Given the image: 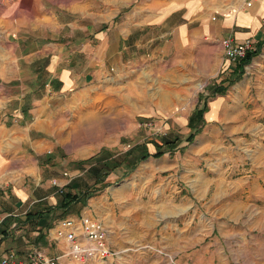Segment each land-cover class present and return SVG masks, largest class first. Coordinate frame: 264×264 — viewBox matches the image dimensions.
Instances as JSON below:
<instances>
[{"label":"rangeland","instance_id":"obj_1","mask_svg":"<svg viewBox=\"0 0 264 264\" xmlns=\"http://www.w3.org/2000/svg\"><path fill=\"white\" fill-rule=\"evenodd\" d=\"M130 10L104 30L107 58L75 71L77 84L54 104L63 108L66 124L58 151L61 177L67 172L86 188L96 174L81 168L110 169L126 155L139 160L133 169L123 165L111 173L108 186L85 209L121 225L108 241L116 255L84 262L66 255L59 264H264V44L254 45L241 78L213 97V88L231 76L223 73L217 46L202 45L200 61L186 65L175 58L185 49L176 44L177 31L132 27ZM78 16L79 23L88 22ZM100 28L93 24L92 32ZM13 47L4 40L0 51ZM30 48L20 45L17 53ZM3 66L28 67L23 60L0 61ZM21 81L35 84L33 77H0V95L17 93ZM218 97L219 116L212 119L211 101ZM199 100H207L206 124L188 142ZM1 110L0 103V115ZM156 143L165 153L144 157L156 152ZM196 238L202 239L196 244ZM181 244L187 245L182 251Z\"/></svg>","mask_w":264,"mask_h":264},{"label":"crops","instance_id":"obj_2","mask_svg":"<svg viewBox=\"0 0 264 264\" xmlns=\"http://www.w3.org/2000/svg\"><path fill=\"white\" fill-rule=\"evenodd\" d=\"M130 7L127 21L132 27L156 25L178 32L176 44L185 49L175 58L186 65L200 61L202 45L215 44L223 56V73L230 75L235 64L224 56L223 38L264 44V0H0V47L4 40L14 44L12 50L0 51V61L23 60L28 66L0 67V77H33L35 82L29 86L21 81L17 93L0 95L5 109L0 115V260L13 252L14 264H26L37 251L63 258L68 245L56 237L57 224L92 215L85 210L88 202H79L67 212L59 208L61 195L54 180L64 187L70 182L60 176L58 151L66 124L63 108L54 104L77 84L75 71L107 58L102 52L107 45L104 30ZM78 14L88 22L79 23ZM96 23L101 28L94 33ZM64 28H71L73 35L56 38L54 33ZM20 45L31 48L18 54ZM9 101H14L12 107ZM222 101V97L211 101L212 119L218 118ZM116 221L103 220L108 241L121 229ZM122 241L120 236L116 245ZM180 247L182 251L187 245Z\"/></svg>","mask_w":264,"mask_h":264},{"label":"built area","instance_id":"obj_3","mask_svg":"<svg viewBox=\"0 0 264 264\" xmlns=\"http://www.w3.org/2000/svg\"><path fill=\"white\" fill-rule=\"evenodd\" d=\"M221 45L225 58L233 64L242 62L254 50V44L250 39L235 41L232 37H226L221 40ZM65 176H68L69 182L74 179L67 172ZM54 184L58 186L59 192L64 188V185L56 180ZM55 235L66 241L68 250L65 254L79 261L105 259L110 255H116L108 245V230L103 220L93 215L83 214L61 220L56 226ZM60 259V256L49 257L37 251L30 256L26 264H59ZM14 262L13 252L6 254L0 260V264H14Z\"/></svg>","mask_w":264,"mask_h":264},{"label":"trees","instance_id":"obj_4","mask_svg":"<svg viewBox=\"0 0 264 264\" xmlns=\"http://www.w3.org/2000/svg\"><path fill=\"white\" fill-rule=\"evenodd\" d=\"M254 54H255V52L251 51L247 55V57L239 65H237L235 68H233V71L231 72L230 77L223 79L221 84H218L213 88V93H212L213 97L216 95H224L226 93L229 85H232L233 83H235L237 80H239L241 78V76L243 75V72H244L243 65L245 63L246 64L250 63L252 61ZM229 79H231V80H229ZM226 82H228L227 85L225 84ZM206 101L207 100H204L202 103L200 101L199 105L194 109L193 114L189 119L188 125H189V129H190V134L187 137L188 142L194 141L195 137L199 133L202 132V130L206 124V119L204 117V115L208 109V104ZM168 143L169 142H167V144ZM170 143H173V141ZM156 145H157L156 152L151 154V153H149V151H147L144 154V157L153 156V157L157 158V157H161L165 153V151L161 147H159L158 143H156ZM123 158H124V160H122L121 163L111 166L110 169L106 168V164L95 166V167L92 166V168H90V167L81 168L85 173L86 172H91V173L94 172L96 174V179H95L94 184L92 186L82 188L76 182L77 178H74L66 187H64L59 192V194L61 195V201L59 204V208H62L64 210V212H67L70 208H72L74 205H76L79 202H83L84 204H86L88 202V200L93 195L97 194V192L102 191L104 188H106L108 186V184L105 182H106V178L111 173H113L115 170H117L119 167H122L123 165L130 168V169H133L139 161V160L134 161L132 159H129L128 155L124 156Z\"/></svg>","mask_w":264,"mask_h":264}]
</instances>
